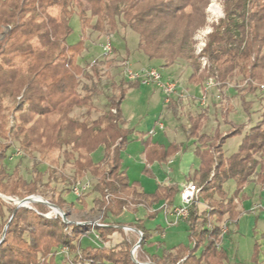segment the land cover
Instances as JSON below:
<instances>
[{
    "label": "trees",
    "instance_id": "trees-1",
    "mask_svg": "<svg viewBox=\"0 0 264 264\" xmlns=\"http://www.w3.org/2000/svg\"><path fill=\"white\" fill-rule=\"evenodd\" d=\"M209 2L0 0V194L14 199L46 196L44 187L48 184L38 168L40 162H35L31 179L21 174L19 164L12 170L7 166L8 151L15 147L23 154L38 153L43 158L60 151L74 167L72 178L62 177L70 193L78 177L89 174L95 180L90 190L96 194L91 209L98 205L104 210V218L118 217L128 209L129 196L131 203L140 201L146 208L161 201L175 206L180 192L178 185L158 186L154 192H146L139 181L130 180L123 168L121 153L133 141L134 131L126 127L121 104L128 89L138 85V81L122 78L118 85L114 84L118 93L108 98V108L98 117L80 120L71 116L76 107L86 106L91 110L94 98L103 92L99 87L101 68L93 66V75L78 62L85 47L82 39L76 44L67 42L72 32L70 20L77 14L83 30L89 28L100 33L115 34L121 27L133 30L138 34L137 48L147 60H157L162 67H171L178 60L187 62L192 68L188 78L192 84L214 78L223 91L236 77L247 80L248 86L239 93L246 113L250 114L253 102L246 96L256 94L264 86V0H223L225 15L212 25L208 34L202 52L208 58V66L202 70L194 54V36L206 24ZM80 74L91 85L82 83ZM80 86L85 91L83 96ZM171 106L177 114V104ZM231 109L230 104L222 108L225 121L232 125L226 133L219 127L213 132L205 129L206 111L189 114L188 124L182 125L187 139L196 142L194 154L198 166L189 181L201 187L186 220L193 245L180 242L171 249L161 248V242L151 240L146 219L139 218L129 224L143 233L137 249L139 261L240 264L230 263L227 251L218 248L216 242L224 218L234 220L239 215L236 198L250 178L264 168V113L246 129V124L227 119ZM243 130L238 150L226 156L223 150L226 139ZM145 148L148 163L167 162L182 150V145L164 146L145 141ZM98 149L103 150V156L96 160L92 154ZM144 172L150 170L145 167ZM228 181L234 183L232 193L226 190ZM83 194L75 201L62 196L49 201L62 209L77 201L87 206ZM1 195L0 264H65L64 259H57L63 246L69 248L76 264H139L132 257L134 241L126 235L125 224L113 221L103 222L106 226L67 224L61 217L45 216L50 209L42 203L32 202V208L16 210V204ZM155 215L156 212L147 214L149 218ZM212 218V228H208ZM90 228L99 235L101 245H83L82 232ZM116 232L122 234V239L115 240ZM151 247L161 248V253L151 252ZM255 249L258 254V242Z\"/></svg>",
    "mask_w": 264,
    "mask_h": 264
},
{
    "label": "rangeland",
    "instance_id": "rangeland-1",
    "mask_svg": "<svg viewBox=\"0 0 264 264\" xmlns=\"http://www.w3.org/2000/svg\"><path fill=\"white\" fill-rule=\"evenodd\" d=\"M222 2L223 0H210L206 8V24L205 26L199 28L194 36V54L198 62H200L202 70L208 66V58L205 55L206 63L204 64L203 59H201V57L204 55H202V53H197V47L202 38L207 43L208 34L204 36V31H212V25L224 17L225 13ZM70 26L72 32L69 35L67 42L69 44H76L82 39V45L85 47L81 55L78 57V62L83 68H85V71L89 73H92L93 66H99L101 68L100 74L102 75V79L99 87L103 92L101 95L94 98V107L91 110L86 106L74 108L73 112L71 113L73 118H78L80 120H92L98 117L108 108V98L111 95L118 93L116 85L119 84L122 78H125V68L122 66V63L126 61L129 62L130 68L135 71L141 69L142 67H155L162 74L163 79H168V77L172 75L171 79H177L179 81L180 90L183 92H185L184 90H188V78L192 72V68L189 66V64L183 60H178L172 65L173 67L171 68L162 67L161 63L157 60H147V58L137 48L138 34L133 30L121 27L115 34H108L104 32L100 33L89 28L83 30L80 18L77 14L72 16L70 20ZM1 37L2 34H0V38ZM108 41H110L112 44V50L110 52H106L104 49V46ZM140 55L145 58V61L138 60ZM174 65H177L178 67ZM79 79L82 83L91 85V81L86 79L83 74L79 75ZM253 84L256 83L254 82ZM247 86V80L243 81L240 77H236L233 81L226 85L223 91H221L220 87L216 88L217 91L211 96L210 100L212 105H209L207 109H203L201 107L199 109L200 111H209L207 112L208 120L206 121L205 126L207 131L213 132L217 127H219V129L225 133L232 129V125L227 123L223 117L222 108L225 106V104H230L232 107L228 113L227 119L239 125L246 124V129L250 128L262 118L264 113V93L261 89H258L256 94H248L246 96L248 101L253 102L250 114L246 113L243 107L239 91ZM79 92L82 96L85 93L81 86L79 87ZM226 97L229 99H224ZM187 100H189V98L180 100L179 104L177 105L180 106L181 109L178 108L177 114H175L173 108H167L165 106V104H167L165 95L157 84L139 82L138 85L128 89L126 96L122 101L121 107L125 118L128 120V126H130V128H134L135 133L138 130L144 133H149L152 129H154V136L167 143L174 139L171 137L175 136V132H180L178 128L181 125L188 124V118L191 112L189 107L187 109L185 108L188 106V104H186V102H188ZM158 120L164 122L165 129H160ZM244 133L245 130H243V132L240 134H234L226 139L223 145V150L226 156H229L238 150ZM18 149L19 148L15 147L9 149L8 158L5 162L10 170H12L16 164H19L21 174L28 179H31L34 176L33 169L35 162H40L38 168L40 172H42L44 182H46L48 186L44 187L46 196H39H42L48 201L50 199H57L59 196H62L69 201L76 200L77 196L74 195L72 191L71 193L68 192L67 189L69 185L62 178H72L74 167L71 162L65 161V158L60 151H56L55 153L51 154L50 158H43L38 153H33L31 155L23 154L22 151L17 153ZM141 150L142 143L135 140L132 141L130 145L121 153L122 164L124 167H128L127 174L131 179H139L142 181V183H145L144 181L148 180L154 184L155 178L153 176L142 173L145 164L143 161V156L140 154ZM92 155L94 159L99 160L103 156V150L98 149ZM51 159H54L56 162H52ZM53 170L55 171L53 172ZM78 180L82 182L86 180H90L92 183L95 182V180L89 174L78 177ZM186 181H189V179ZM225 187L229 193H232L234 188L233 181H228ZM95 195L96 194L91 190L84 192L83 197L85 202L88 203L87 206H84L81 201H77L75 205L66 204L63 210L66 213L68 219L75 222H89L92 226L97 222L115 221V217L112 216L109 218H104V210L98 205L94 210L91 209L94 206L93 199ZM2 197L6 200H11L5 198L4 196ZM128 198L132 199L131 196ZM131 199L129 201V208L124 210L120 215L121 217L119 218V221L125 225L134 223L136 218L138 219L139 217H144L148 213L147 208L142 206L143 204H140V201L131 203ZM13 203L15 204L14 201ZM135 207H138L136 211L133 210ZM49 209L50 210L48 213L54 214L50 207ZM155 210L156 208L152 207L150 211L153 212ZM159 214H161V217L159 218L156 215L155 219L146 218L147 227L155 228L160 223V221L165 222L162 211L159 212ZM225 219L226 218H224L222 222H225ZM211 220L213 221V218ZM238 225L240 227L239 230L233 231L235 230V227L232 226V231L227 234L225 238L228 241L227 254L230 261L240 264H264V248L260 246L258 254L255 249L256 242L254 238L255 234L253 231V224L251 225V223H248L244 218L243 220L239 221ZM133 228L137 229L135 227ZM125 232L128 234L130 239L134 241L135 245L140 238L138 232L136 230H127ZM87 233H90V235H92L94 238L95 235L92 231V228L82 232V235H87ZM189 234V225L186 222H180L176 225L170 226L166 229V245L172 246L181 242L184 245L192 246L193 243L190 240ZM115 236L116 241L122 239V234L120 232H116ZM82 241L83 245L96 244L94 240L87 236L83 238ZM137 257L139 258L138 253ZM57 259L60 261L61 257H58ZM65 264L69 263L65 261Z\"/></svg>",
    "mask_w": 264,
    "mask_h": 264
},
{
    "label": "crops",
    "instance_id": "crops-1",
    "mask_svg": "<svg viewBox=\"0 0 264 264\" xmlns=\"http://www.w3.org/2000/svg\"><path fill=\"white\" fill-rule=\"evenodd\" d=\"M138 60L139 61H145V58L140 55V58H138ZM174 66L178 67L177 65H174ZM172 67L173 66H171V68ZM168 78H172V75L169 76ZM124 79H126V81H128V82H133V81L128 80L126 77ZM204 83L205 82H203L202 84H199V85H195V84H192L189 82L187 84L188 90H184L185 92L180 90V86H179L177 94H175L172 97L171 101L169 103L165 104V106L167 108H169V107L173 108L171 106V103L179 104L180 100L189 98V100H187L188 102H186V101H184V102H186V104H188V106L185 108L187 109L189 107V110L191 113L201 112L199 110L200 107L203 109H207L209 107V105H212L211 102H209L208 106L202 107L200 105V103L196 99L193 98V96H196V97L200 96L201 89H202V86L204 85ZM216 91H217V89L213 88L211 90V96L214 95ZM211 96H210V100H211ZM181 97H182V99H181ZM177 108L181 109V107L178 105H177ZM207 112H209V111H207ZM123 116H124V114H123ZM124 118H125V116H124ZM125 120H126V127L130 128V126H128V120L126 118H125ZM158 123H159V127H160V123L163 124V128L160 127V129H165V124L163 121L158 120ZM131 129L134 131L133 141L135 140V141L142 143V150H141L140 154L143 156V161L145 164L144 166L150 170L149 173H145L144 169H143L142 173L145 175L147 174V175L153 176L155 178V181H154V184H152L148 180L144 181L145 183H142L141 180L131 179L130 176L128 175L130 180L131 181H134V180L139 181L141 189L143 191H146V192H154V190L158 186H170L172 184L178 185L180 187V192H181L183 186L188 182L186 180L189 179V176L194 172V170L198 166V161H197L195 154H194V149L196 147L195 140L194 139H190V140L187 139V137L183 131L182 125L178 128V130L180 132H178V133L175 132V136L171 137L174 139L167 142V143L154 136V133H153L154 129H152L149 133H144V132L139 131V130L136 131V133H135L134 128H131ZM145 141H149L151 144H155V143L162 144L164 146H168L171 143H178V144L182 145V150L178 151L175 155H173L171 158H169V160L167 162L154 161L152 163H148V161L146 159V153H145V149H146L145 148ZM123 168L127 172L128 167L123 166ZM180 192H179L177 199H176V203H175L176 205L180 203ZM236 202L238 204L239 215L234 220H229V218L225 219L228 222L229 227H228L227 233L224 235V237L222 239L221 247L224 248L226 251H228L227 250L228 241H227V239H225L227 234H229L232 231L231 227L234 226L235 224H236L234 226L235 230H233V231H238L240 228L238 225L239 221H241L245 218L248 223H251V225L253 224V231L255 234L254 235L255 242H258V244L264 248V238H262V233L264 232V168L259 169L258 172L255 173L250 178V180L244 186L242 192L236 198ZM164 204H167V202L161 201L160 203L154 205L153 208H156V210L153 212H156V216L159 218V217H161L160 216L161 214H159V212L162 211L163 219L165 221V214H164V211L162 210V205H164ZM200 205L204 206L203 203H201ZM151 209H152V207L147 208L148 213L152 212V211H150ZM120 217H121L120 215L118 217H115L116 220L113 222H120L119 221ZM139 218L140 219L141 218L155 219L156 217L149 218L147 215H145L144 217H139ZM136 220H137V218H136ZM146 222H147V219H146ZM181 222L187 223V221H181ZM168 227H170V226L166 225V221L165 222L160 221V223L155 228H149V227L148 228L150 229V237H151L152 241L161 242V246H162L161 248L171 249L175 245L168 246V245H166V241H165L166 229ZM163 232H164V234H162ZM126 235L128 236V234H126ZM86 236L93 240V236L90 235V233H87V235H83V238H85ZM128 238L130 239L129 236H128ZM161 248L151 247V248H149V250H152L151 252H153V253L154 252L161 253ZM58 257H61V259H60L61 261H63V259H64V261H67V263H69V264H76L75 261H73V259H72V257H73L72 254H69L68 258H66V256H64L63 254H58L57 258ZM229 262L234 263V262H231L230 259H229ZM106 264H111V263L107 262Z\"/></svg>",
    "mask_w": 264,
    "mask_h": 264
},
{
    "label": "built area",
    "instance_id": "built-area-1",
    "mask_svg": "<svg viewBox=\"0 0 264 264\" xmlns=\"http://www.w3.org/2000/svg\"><path fill=\"white\" fill-rule=\"evenodd\" d=\"M204 36L209 34L211 31L207 30L204 31ZM206 46L205 40L202 38L199 42V45L197 47V53H202L204 47ZM104 49L106 52H110L112 50V44L110 41H108ZM201 59H203L204 64L206 63V57L202 56ZM122 66L124 69L125 77L130 81H138L140 83H155L157 84L163 94L165 95V100L167 103H169L172 99V97L177 94L178 88L180 86L179 81L177 79H163L162 74L159 72V70L155 67H142L141 69L135 71L130 68L129 62H123ZM220 83L216 81L214 78L208 79L201 89V94L199 97L193 96L194 99H196L202 107H206L209 105L210 102V96H211V90L213 88H219ZM261 89L264 90V86H261ZM160 127L163 128V124L160 123ZM21 150L18 149L17 153H20ZM92 187V182L90 180H86L84 182L78 181L76 184L72 186V193L76 196H81L85 191L90 190ZM201 191V187H199L195 182L188 181L182 188L180 192V203L175 206H169L168 204L162 205V210L165 214V221L167 226H173L178 224L181 221H186L190 216V208L192 207L193 203L198 200L199 194ZM109 196V195H108ZM107 196V197H108ZM29 207L32 208V206L29 204ZM54 212V211H53ZM47 217H61L60 214H57L54 212L52 213H45L44 214ZM62 219V217H61ZM63 220V219H62ZM107 223L103 222H97L93 226H106ZM208 228H212V220L208 222L207 225ZM124 231L127 230H136L132 226L124 225L123 226ZM94 232V238L93 240L96 242V244L101 245L99 235L92 229ZM140 236H143V233L137 229L136 230ZM228 231V222H222L221 223V235L220 239L216 242V246L218 248L221 247L222 239L224 235ZM164 234V232L162 233ZM137 243L133 246L131 250L132 257L136 260L139 264H153V262L149 261H139L137 257V249H138ZM60 254L65 255L67 258L70 254V250L67 246H63L60 248L59 251Z\"/></svg>",
    "mask_w": 264,
    "mask_h": 264
},
{
    "label": "water",
    "instance_id": "water-1",
    "mask_svg": "<svg viewBox=\"0 0 264 264\" xmlns=\"http://www.w3.org/2000/svg\"><path fill=\"white\" fill-rule=\"evenodd\" d=\"M1 195V194H0ZM1 196H3V195H1ZM5 198H8V199H11L12 201H14L15 202V204H16V210L19 208V207H29V204L28 203H26V202H28V200H30L32 197H40V198H42V199H39V200H33V202H35V203H43V204H46L48 207H50L54 212H56L57 214H60L61 215V217H62V219H63V221L65 222V223H67V224H80V225H91V223H89V222H75V221H71V220H69L68 219V217H67V215H66V213L64 212V210L62 209V208H60L58 205H56L55 203H52V202H50V201H48V200H46V199H44L42 196H39V195H31V196H27V197H25V198H22V199H20V198H16V199H14V198H12V197H6V196H4ZM15 210V211H16ZM137 230V229H136ZM141 241H142V236H140V238L138 239V241H137V245L139 246L140 245V243H141ZM134 259V258H133ZM134 261H136L135 259H134ZM153 264H156V263H153Z\"/></svg>",
    "mask_w": 264,
    "mask_h": 264
},
{
    "label": "bare ground",
    "instance_id": "bare-ground-1",
    "mask_svg": "<svg viewBox=\"0 0 264 264\" xmlns=\"http://www.w3.org/2000/svg\"><path fill=\"white\" fill-rule=\"evenodd\" d=\"M39 199H42V198H40V197H32L30 200H28V202H26V203H28V204H31L32 202H33V200H39Z\"/></svg>",
    "mask_w": 264,
    "mask_h": 264
}]
</instances>
